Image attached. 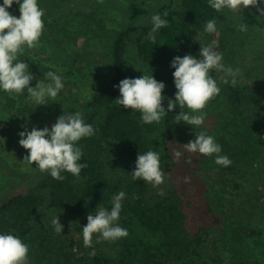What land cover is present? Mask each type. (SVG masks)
<instances>
[{"label": "trees", "instance_id": "trees-1", "mask_svg": "<svg viewBox=\"0 0 264 264\" xmlns=\"http://www.w3.org/2000/svg\"><path fill=\"white\" fill-rule=\"evenodd\" d=\"M44 1L39 0L40 7ZM46 1H55L61 7L71 2ZM81 2H85L82 7H86L93 0H78L77 6L80 7ZM164 12L168 13V26L157 33L151 31V24L132 26L107 40L111 60L109 78L89 101L70 106L63 102L70 100V95L63 96L62 104L67 107L64 113L80 111L86 123L96 130L95 135L78 144L83 152L81 163L87 165L80 177L65 172L62 175L66 179L58 181L47 174L39 181L37 190L17 193L0 203V232L12 233L30 246L29 264H263L249 257L241 258V255L234 257L231 243L227 246L223 243L227 228L234 237L241 234L255 239L264 234L263 229L253 227L255 214L252 212V208L259 207L264 215V153H261L264 152V87L257 81L249 88L238 80L235 86L222 82L220 97L206 105L220 121L222 130L216 139L226 142L231 132L243 144L240 152L247 162L241 180L234 172L232 164L235 163L223 169L229 177L224 184L230 186L227 194L231 199L225 219L231 222H224L223 228L218 227V234L210 225H200L198 229L188 226L184 198L178 190L162 192L143 180L132 179L139 152L158 151L165 175L172 169L175 162L169 144L186 124L176 123L175 115L181 111L179 106L161 123L143 124L139 111L124 109L118 104L116 99L120 93L114 85L125 78L140 77L128 60L130 43L133 42L136 57L146 72L151 75L152 70L154 78L165 83L162 95L167 110L168 99L175 98L170 88H175L170 62L175 56L186 54L198 57L200 46L208 45L211 39V34L203 33L205 23L220 15L208 6L207 0H180L175 8L163 7L160 14ZM56 13L51 15H61V12ZM242 53L245 56L246 53ZM236 57H240L239 52L233 54L230 59L233 62L229 65L237 64ZM46 72L35 74L31 86L43 79ZM14 104L16 101L13 100L9 106L14 107ZM26 105L23 104V109H31ZM18 109L21 110L20 106ZM31 111L37 113V110ZM11 114L20 119L18 113ZM105 153L123 160L125 171L122 175H109ZM228 156L232 162L234 157L240 160L235 152H229ZM252 178L257 182L254 183L251 208L246 207L240 197L246 186H252ZM119 191H124L126 198L118 223L127 229L128 236L108 241V244H94L93 240L91 248L85 247L81 230L87 224L88 214L99 205L110 209L111 198ZM52 209L69 217V230L63 229L62 234L54 231L48 213ZM93 250L94 256L90 255Z\"/></svg>", "mask_w": 264, "mask_h": 264}, {"label": "rangeland", "instance_id": "rangeland-1", "mask_svg": "<svg viewBox=\"0 0 264 264\" xmlns=\"http://www.w3.org/2000/svg\"><path fill=\"white\" fill-rule=\"evenodd\" d=\"M55 3L46 0L42 3L45 10L43 17L45 27L41 46L34 49L26 48L24 55L19 59L29 64L34 75L48 69L57 71L64 77L65 88L57 100L49 101V104L42 106L29 101L26 93L21 96H10L0 92V203L17 193L37 190L39 181L47 175L35 168V163L33 167L28 165L25 159L28 150L19 145L18 133L23 131L25 126L28 130L33 127L51 128L56 119L67 110L62 104L64 95H70V100H63L64 103H70V106L89 101L96 89L109 78L111 60L110 44L107 40L114 39L116 33L125 28L151 24L153 14L160 13L163 7L179 6L180 0H93L86 7H82L85 2H81L80 7L77 6L78 0H71L64 7ZM260 7L264 8V5ZM9 11L17 17L20 15L15 4ZM56 11V15L61 12L59 17L51 15ZM242 21L248 24L247 31L239 30ZM209 38L211 39L208 44L215 41V50L223 53V62L234 69H239L237 77L239 82L249 88L253 81H257L256 83L264 87V16H261L255 7L249 6L242 13L224 10L217 18V32L211 34ZM129 47L128 60L132 69L139 76L149 75L145 66L136 57L133 42ZM243 47V51L240 52ZM236 52H239L240 57L235 58L237 64L233 66L230 59ZM242 52L246 53L245 56H242ZM212 75L221 87L223 73L213 72ZM170 88L176 92L173 86ZM13 100L16 104L10 107L9 103ZM23 104L37 110V113H33L31 109H23ZM19 106L21 110L18 109ZM208 110L204 109L207 113L204 125L195 131L197 133L202 130H206L207 133L209 131L208 134L216 139V135L218 136L222 130L218 124L220 121L215 116L216 113ZM11 113H18L20 119H16ZM195 131L186 124V127L171 140L169 145L175 163L165 175L164 182L156 187L162 192L178 190L181 193L187 224L191 229H198L200 225H210L214 227V233L218 234L217 228H223L224 222L230 221L225 219V213L229 210L228 203L231 201L227 194L230 186L224 184L229 177L226 172L223 173L224 167L214 162V156L207 157L185 149L184 145L196 138ZM229 133L227 141L223 140L224 145L223 141L219 142L216 139V142L222 147L221 155L228 156L229 152L230 154L235 152L237 157H240V160L232 158L234 160L232 163L235 164H231L234 166L236 177L241 180L242 169L247 163L245 156L240 152L243 144L232 136L231 132ZM236 145L238 148H235ZM177 151L181 152L179 160L175 157ZM104 159L110 176L117 177L123 174L125 171L123 160L110 153H105ZM251 182L252 186H246L240 201L246 202V207L252 208L254 183L257 181L252 178ZM252 209L255 214L253 227L264 231L263 210L259 207ZM48 213L51 217L50 225L54 216L58 215L63 229L69 230L67 227L69 217L53 209ZM218 220H221V223L218 224ZM225 233L223 239L226 241L223 243L226 246L231 243L234 257L241 255V258L249 257L264 264V234L251 239L241 234L234 237L228 228ZM93 240L94 244L100 242L108 244V241L103 239L97 242L96 236Z\"/></svg>", "mask_w": 264, "mask_h": 264}, {"label": "clouds", "instance_id": "clouds-1", "mask_svg": "<svg viewBox=\"0 0 264 264\" xmlns=\"http://www.w3.org/2000/svg\"><path fill=\"white\" fill-rule=\"evenodd\" d=\"M208 6L217 13L224 10L242 13L249 6L255 7L261 16H264V0H207ZM13 4L18 6L19 17L9 10ZM168 13H156L151 16V31L157 33L167 28ZM45 10L40 7L39 0H2L0 3V92L10 96L27 94V99L33 104L42 106L49 101L57 100L65 88L64 77L57 71H47L43 79H38L35 86L31 81L35 79L30 66L23 56L25 49H34L41 46L45 23ZM248 24L242 21L240 31H247ZM217 32V17L209 19L203 29L204 34ZM173 82L176 89L175 98L168 99L167 110L163 106L165 96L162 95L166 85L157 81L154 76L143 74L137 78H125L115 88L120 96L116 99L124 109L139 111L143 124H159L162 119L177 106L181 109L175 115L176 123H185L195 131L201 128L207 116L204 111L208 102L221 93V87L212 73H223V83H237L239 69H234L223 62V53L215 50V41L200 46L199 56L186 54L183 57L175 56L170 62ZM47 81V82H45ZM187 109L188 111H185ZM93 125L86 123L83 114L76 111L63 114L56 119L51 128L45 126L28 130L27 126L18 133L19 145L28 150L25 157L29 166L49 174L52 178L63 181L62 173H70L79 178L82 169L87 167L81 163L83 152L78 146L84 138L95 135ZM196 133V138L184 145L191 153H199L207 157H215L217 165L228 167L232 161L227 155H221L222 147L214 136L206 130ZM181 152H175L179 160ZM133 180L158 186L164 182L165 173L161 167L160 153L149 150L140 153L131 173ZM126 198L124 191H119L111 198V208L99 205L93 213L88 214L87 224L82 227L81 233L85 247L91 248L93 237L97 242L100 239L114 242L128 236V231L119 225L123 201ZM54 231L62 234L63 226L59 217L54 216L51 221ZM30 246L12 233L0 232V264H29ZM90 255L94 256L93 250Z\"/></svg>", "mask_w": 264, "mask_h": 264}]
</instances>
